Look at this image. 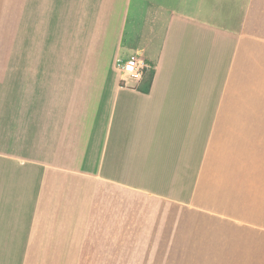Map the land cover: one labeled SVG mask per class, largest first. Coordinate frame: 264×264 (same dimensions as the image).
Returning a JSON list of instances; mask_svg holds the SVG:
<instances>
[{"label": "crops", "instance_id": "obj_1", "mask_svg": "<svg viewBox=\"0 0 264 264\" xmlns=\"http://www.w3.org/2000/svg\"><path fill=\"white\" fill-rule=\"evenodd\" d=\"M263 9L0 0V264H264V248L230 247L246 233L197 230L260 214L264 135L238 117ZM135 55L148 67L123 75Z\"/></svg>", "mask_w": 264, "mask_h": 264}, {"label": "rangeland", "instance_id": "obj_2", "mask_svg": "<svg viewBox=\"0 0 264 264\" xmlns=\"http://www.w3.org/2000/svg\"><path fill=\"white\" fill-rule=\"evenodd\" d=\"M254 45L247 48L246 64L244 65L246 78L241 81V97L239 100V103L243 105V111L240 112L238 118L240 120L245 119L248 135H264V38L256 40ZM246 192H244V196L248 195ZM130 198L144 199L153 203L152 205L156 207L152 211L153 214L189 216H201L203 214L186 207H165V202L146 194H134ZM255 202L258 205L257 211L260 214L256 213L253 217H245L248 220L256 221L254 225H240L233 220L227 221L218 217L210 218L208 215V223L198 225L197 230L244 232L246 233L244 240H230V247L264 248V185L259 199L257 198ZM231 204L234 209L238 208L239 201L237 197L232 200ZM249 208L252 207H249V201L246 199L247 212H249ZM13 262L14 257H6V263Z\"/></svg>", "mask_w": 264, "mask_h": 264}, {"label": "built area", "instance_id": "obj_3", "mask_svg": "<svg viewBox=\"0 0 264 264\" xmlns=\"http://www.w3.org/2000/svg\"><path fill=\"white\" fill-rule=\"evenodd\" d=\"M117 65L123 75H131L134 77H140L143 74L144 69L148 67L146 62L136 55L131 56L126 60L118 61Z\"/></svg>", "mask_w": 264, "mask_h": 264}]
</instances>
